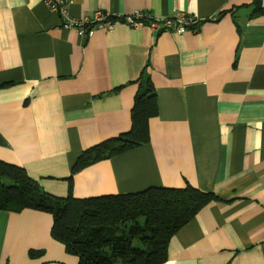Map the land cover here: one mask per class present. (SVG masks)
Segmentation results:
<instances>
[{"label":"crops","instance_id":"1","mask_svg":"<svg viewBox=\"0 0 264 264\" xmlns=\"http://www.w3.org/2000/svg\"><path fill=\"white\" fill-rule=\"evenodd\" d=\"M259 7L68 0L78 19L143 11L201 20L195 33L118 23L87 38L64 30L43 0L0 1V161L64 198L82 152L129 132L147 78L157 103L149 142L75 173L72 196L188 185L220 200L170 238L161 264H264V0ZM51 226L45 212L0 211V264H77Z\"/></svg>","mask_w":264,"mask_h":264},{"label":"trees","instance_id":"2","mask_svg":"<svg viewBox=\"0 0 264 264\" xmlns=\"http://www.w3.org/2000/svg\"><path fill=\"white\" fill-rule=\"evenodd\" d=\"M253 5L260 10V0ZM156 115V97L146 78L134 100L129 132L82 152L72 166L64 198L46 194L23 169L0 161V211L50 214L51 237L77 264H161L170 238L218 197L188 185L87 199L72 196L75 173L147 144L148 120Z\"/></svg>","mask_w":264,"mask_h":264},{"label":"built area","instance_id":"3","mask_svg":"<svg viewBox=\"0 0 264 264\" xmlns=\"http://www.w3.org/2000/svg\"><path fill=\"white\" fill-rule=\"evenodd\" d=\"M43 2L50 11L60 16L64 30H75L80 36L87 38L91 37L95 31H112L118 23H124L131 29L148 27L157 33L167 32L173 35L195 33L201 23L200 19L186 13H177L170 18H160L143 11H135L124 16H110L97 11L89 19H78L70 16L67 9L68 0H43Z\"/></svg>","mask_w":264,"mask_h":264},{"label":"rangeland","instance_id":"4","mask_svg":"<svg viewBox=\"0 0 264 264\" xmlns=\"http://www.w3.org/2000/svg\"><path fill=\"white\" fill-rule=\"evenodd\" d=\"M7 183H9V182L7 181Z\"/></svg>","mask_w":264,"mask_h":264}]
</instances>
